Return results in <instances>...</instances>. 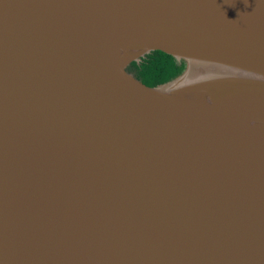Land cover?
<instances>
[{"label":"water","instance_id":"95a60500","mask_svg":"<svg viewBox=\"0 0 264 264\" xmlns=\"http://www.w3.org/2000/svg\"><path fill=\"white\" fill-rule=\"evenodd\" d=\"M0 264H264V0H0Z\"/></svg>","mask_w":264,"mask_h":264},{"label":"trees","instance_id":"16d2710c","mask_svg":"<svg viewBox=\"0 0 264 264\" xmlns=\"http://www.w3.org/2000/svg\"><path fill=\"white\" fill-rule=\"evenodd\" d=\"M186 68V63H178L172 56L160 51L146 55L140 63H131L129 71L144 85L156 87L179 76Z\"/></svg>","mask_w":264,"mask_h":264}]
</instances>
